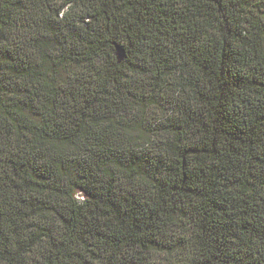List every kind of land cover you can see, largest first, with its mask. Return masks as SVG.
<instances>
[{"label":"trees","instance_id":"1","mask_svg":"<svg viewBox=\"0 0 264 264\" xmlns=\"http://www.w3.org/2000/svg\"><path fill=\"white\" fill-rule=\"evenodd\" d=\"M0 264H264V0H0Z\"/></svg>","mask_w":264,"mask_h":264}]
</instances>
